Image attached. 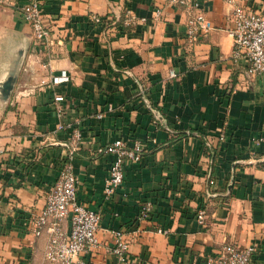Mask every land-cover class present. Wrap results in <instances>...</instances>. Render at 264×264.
I'll return each mask as SVG.
<instances>
[{
    "label": "crops",
    "instance_id": "obj_1",
    "mask_svg": "<svg viewBox=\"0 0 264 264\" xmlns=\"http://www.w3.org/2000/svg\"><path fill=\"white\" fill-rule=\"evenodd\" d=\"M27 1L0 0V83L20 59L9 96L0 90V264H60L32 219L77 130V196L101 213L88 263L115 264L122 229L150 264H205L226 243L254 245L252 264H264V73L233 56L232 6L201 0L208 30L190 41L172 0H43L51 32L38 43L19 16ZM239 1L264 11V0ZM117 138L141 141L143 156L107 195L115 155L98 148ZM146 201L154 211L140 220Z\"/></svg>",
    "mask_w": 264,
    "mask_h": 264
},
{
    "label": "built area",
    "instance_id": "obj_2",
    "mask_svg": "<svg viewBox=\"0 0 264 264\" xmlns=\"http://www.w3.org/2000/svg\"><path fill=\"white\" fill-rule=\"evenodd\" d=\"M181 6L187 14V38L196 41L208 30L206 14L201 0H172ZM232 6L234 25L230 32L234 40V58H245L248 61V73L257 75L264 73V11H258L241 3L239 0H226ZM25 19L30 23L35 40L46 43L50 38V28L43 9V0H28L20 9ZM157 15L161 14L158 10ZM96 22H107L102 15L94 14ZM138 20L131 11L127 12L125 24ZM170 75H177L171 70ZM60 101L63 95H56ZM260 140V139H259ZM82 142V133L77 130L68 142V160L63 164L57 181L50 187L46 203L38 215L32 219L33 231L41 235L45 230L50 234L46 248L49 261L60 264H90L83 254L98 244V230L101 213L79 201L77 196L78 177L72 160ZM99 153H113L115 159L111 165L110 174L106 179L107 195L114 193L125 179L126 168L130 163L139 162L143 156V144L136 140L133 143L124 138L102 145ZM154 211L152 201L144 202L138 218L147 220ZM206 209L201 208L197 217L202 224L206 223ZM70 220L69 229L63 221ZM159 231L162 229L159 228ZM167 232V230H163ZM112 252L116 256L115 264H150L141 257L134 256L130 250V240L125 231L115 229ZM256 252L254 245L241 247L234 243H226L216 256H211L205 264H252Z\"/></svg>",
    "mask_w": 264,
    "mask_h": 264
},
{
    "label": "water",
    "instance_id": "obj_3",
    "mask_svg": "<svg viewBox=\"0 0 264 264\" xmlns=\"http://www.w3.org/2000/svg\"><path fill=\"white\" fill-rule=\"evenodd\" d=\"M19 16L22 21L29 24V22L25 19L24 14L21 10H19ZM19 61L20 59H17L14 62V65L9 71V74L7 75L6 79L0 83V90L4 97H8L11 90L13 89L14 83L16 81L17 68L19 66Z\"/></svg>",
    "mask_w": 264,
    "mask_h": 264
}]
</instances>
